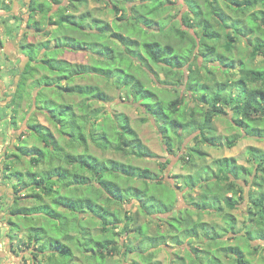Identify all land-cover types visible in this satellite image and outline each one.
Returning a JSON list of instances; mask_svg holds the SVG:
<instances>
[{
  "label": "clouds",
  "instance_id": "clouds-1",
  "mask_svg": "<svg viewBox=\"0 0 264 264\" xmlns=\"http://www.w3.org/2000/svg\"><path fill=\"white\" fill-rule=\"evenodd\" d=\"M0 23V264H264V0H0Z\"/></svg>",
  "mask_w": 264,
  "mask_h": 264
},
{
  "label": "trees",
  "instance_id": "trees-1",
  "mask_svg": "<svg viewBox=\"0 0 264 264\" xmlns=\"http://www.w3.org/2000/svg\"><path fill=\"white\" fill-rule=\"evenodd\" d=\"M43 7H44L43 5H40V8H41V9H43ZM232 7H233V8H236V7H238V5L233 4ZM213 11L215 12L214 9H213ZM36 23L39 24L40 21H36ZM61 23L68 24V23H69V19H68V17H64V18H62V19H61ZM70 26L73 27V28L76 27L75 24H72V25H70ZM40 31H42V29H39V28H38V29H37V33L39 34ZM81 31H83V29H81ZM112 39L116 40L118 43H123V40L121 39V34H120V33H114L113 36H112ZM230 39H231V38H230ZM27 47H29V46L22 45V46H21L22 51L25 50ZM79 51L83 52V49H79ZM257 52H259V49H257ZM152 59L155 60L156 57L153 56ZM263 62H264V61H263ZM45 66L51 68V65H50V64H47V63H46ZM255 78H256L257 80L264 79V71L256 70V71H255ZM66 91H67V90H66ZM258 91H260V92H264V90H258ZM49 117H50L51 119L55 120V117L51 116L50 113H49ZM13 125H14V121H13ZM38 127H40V126H39V125H31V126H29V130L32 131L33 133H36V129H37ZM36 134L38 135V133H36ZM47 139H48L49 141H51L52 137L49 136ZM17 151L20 152V155H21V156L25 155V152L21 151L19 148L17 149ZM142 158H147V157H142ZM78 166H79L80 168H82V169H85V170H91V169H88L87 165L84 164L83 162H79ZM8 168H11V164L8 165ZM145 171H149V170L145 169ZM18 175H23V174H22V173L17 174V173H15V172H11V173L9 174V176H8V179H12V177H16V178H17ZM82 186H83V185H82ZM257 187H260V185H257ZM38 196H39L38 193H37V194H34L33 198H36V197H38ZM114 198H115V197H114ZM262 203H264V199H258V200L256 201V203L254 204V207H256V206H258L259 204H262ZM228 205H229V207H232V206H233V205H232V200H231V198H228ZM61 206H62V205H61ZM69 210H71V209H69ZM26 211H27V210H25V209H14V210L11 212V215H13V216H23V215L26 214ZM260 211H261L262 213H264V209H261ZM250 214H254V213H250ZM57 215H59V214H57ZM113 215H114V213H113ZM49 218H50V219H53V217H49ZM11 224H12L13 226L15 225V223H14L13 221H11ZM63 247H67V246H63ZM229 254H230V253H229ZM231 254L235 255V253H231ZM56 255L59 256V257H67V256H70V255H71V249H68L67 251H62V250L57 249V250H56ZM51 264H62V261H57L55 258H53V260L51 261Z\"/></svg>",
  "mask_w": 264,
  "mask_h": 264
},
{
  "label": "rangeland",
  "instance_id": "rangeland-1",
  "mask_svg": "<svg viewBox=\"0 0 264 264\" xmlns=\"http://www.w3.org/2000/svg\"><path fill=\"white\" fill-rule=\"evenodd\" d=\"M210 7H211V5H210ZM117 23H119V18H117ZM4 27V24L3 23H0V29H2ZM22 50V49H21ZM249 62L251 63L252 62V59H250L249 60ZM263 62V61H262ZM250 148H252L253 146H249ZM9 169L10 168H8V165H5V172H6V175L4 176V179H8V176H9V174L11 173V172H9ZM147 170H149V171H151L150 169H147ZM12 179H16V177H12ZM13 195H18V193L16 192V190L14 189L13 190ZM10 215H11V213H10ZM13 222L15 223V221L13 220ZM10 224H11V221L9 222ZM12 225V224H11ZM231 254V253H230ZM233 255V254H232ZM216 259H217V261H218V264H223V261H221L220 259H219V257H216ZM193 264H195V262H193Z\"/></svg>",
  "mask_w": 264,
  "mask_h": 264
}]
</instances>
